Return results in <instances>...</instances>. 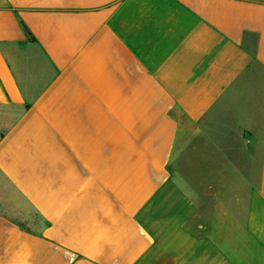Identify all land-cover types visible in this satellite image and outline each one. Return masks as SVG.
<instances>
[{
  "label": "crops",
  "instance_id": "crops-1",
  "mask_svg": "<svg viewBox=\"0 0 264 264\" xmlns=\"http://www.w3.org/2000/svg\"><path fill=\"white\" fill-rule=\"evenodd\" d=\"M225 98L192 194L172 164ZM0 175L45 224L0 213V264H264V0H0ZM203 197L245 213L241 256Z\"/></svg>",
  "mask_w": 264,
  "mask_h": 264
},
{
  "label": "rangeland",
  "instance_id": "rangeland-1",
  "mask_svg": "<svg viewBox=\"0 0 264 264\" xmlns=\"http://www.w3.org/2000/svg\"><path fill=\"white\" fill-rule=\"evenodd\" d=\"M232 103V102H231ZM208 128V137H202L196 143H188L180 147L178 155L172 164L175 177L180 185L192 194L206 192L215 189L217 185L210 179L211 172L217 168L218 156L216 150L208 141L210 130L216 127H225L227 123H235L233 105L225 98L205 119ZM222 134V133H221ZM224 132V139L226 138ZM207 138V140L205 139ZM232 140L237 143L239 135L231 133ZM238 157H242L240 150H236ZM223 184V183H221ZM226 189V187L224 186ZM237 199H234L233 204ZM200 215L191 223V227L198 232H210L220 246L234 256L242 255L243 241L246 242L248 234L244 229L245 213L237 212L234 217L226 215L222 207L215 208L216 212H210L213 205L218 204L211 198L203 197L199 200ZM220 204V202H219ZM222 205V204H221ZM223 206V205H222ZM237 208V206H235ZM0 213L16 221L22 226L40 231L44 227V221L30 207L17 190L0 175ZM246 247V244H245Z\"/></svg>",
  "mask_w": 264,
  "mask_h": 264
},
{
  "label": "trees",
  "instance_id": "trees-1",
  "mask_svg": "<svg viewBox=\"0 0 264 264\" xmlns=\"http://www.w3.org/2000/svg\"><path fill=\"white\" fill-rule=\"evenodd\" d=\"M3 215V214H2ZM5 216V215H4ZM7 217V216H6ZM16 222V221H15ZM17 223V222H16ZM19 224V223H18ZM19 225H21V224H19ZM22 226V225H21ZM24 227V226H23Z\"/></svg>",
  "mask_w": 264,
  "mask_h": 264
}]
</instances>
